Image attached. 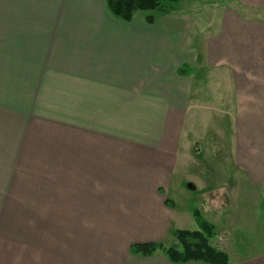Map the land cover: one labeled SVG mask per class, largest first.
I'll return each instance as SVG.
<instances>
[{"label":"crops","instance_id":"crops-1","mask_svg":"<svg viewBox=\"0 0 264 264\" xmlns=\"http://www.w3.org/2000/svg\"><path fill=\"white\" fill-rule=\"evenodd\" d=\"M186 13L0 0V264H208L130 245L183 229L174 175L208 125L190 113L227 100L209 90L229 88L233 165L264 187V17L202 8L194 32ZM225 227L229 264H264V230L248 249Z\"/></svg>","mask_w":264,"mask_h":264},{"label":"rangeland","instance_id":"rangeland-1","mask_svg":"<svg viewBox=\"0 0 264 264\" xmlns=\"http://www.w3.org/2000/svg\"><path fill=\"white\" fill-rule=\"evenodd\" d=\"M162 6L163 10L185 13L187 11L186 18L190 23L191 31H194L192 19L195 14L193 13L202 8L233 7L244 14L264 17V0H176V2L165 1ZM196 16L198 17V15ZM185 21L187 22V20ZM220 91L222 94L214 95L209 90V96H223L224 99H227L223 101V108H213L215 106L213 103L209 104L211 107L208 109L193 110L190 113L191 115L196 114V117L199 116L198 120L202 118V122L203 117L206 118L208 125L199 124L194 127L197 138L184 153L181 164L177 166V172L174 175V182L177 186L175 190L177 210H182V226L187 230L198 229V224L193 216L195 210H198L203 220L215 223L216 233L220 227H225L229 217H233V225H229V228L225 227L229 231L230 239H233V246L243 244L248 249L258 248L262 244L260 237L264 230V187L251 186L243 173L233 165L230 93L227 87H222ZM190 182L193 189L188 187ZM204 195L213 197V199L217 196L219 200V197L222 196L224 197L223 204L218 207L205 206L202 203L205 199ZM170 197L172 198L173 195L170 194ZM214 208L219 210L215 211ZM206 209H208L207 212ZM219 214L222 219L216 223L212 218L216 220L215 217ZM162 243L164 246H170L177 242L172 237Z\"/></svg>","mask_w":264,"mask_h":264},{"label":"trees","instance_id":"trees-1","mask_svg":"<svg viewBox=\"0 0 264 264\" xmlns=\"http://www.w3.org/2000/svg\"><path fill=\"white\" fill-rule=\"evenodd\" d=\"M108 10L117 18L130 21L137 12L163 10V2L176 0H105ZM147 22L154 20L151 14H146ZM186 67V66H184ZM198 229H174L172 234L176 244L164 246L161 243L143 242L130 245V252L134 255L149 256L161 251L174 263L187 261H201L208 264H229L228 256L222 250L210 243L214 236V226L203 220L198 210L193 212Z\"/></svg>","mask_w":264,"mask_h":264},{"label":"water","instance_id":"water-1","mask_svg":"<svg viewBox=\"0 0 264 264\" xmlns=\"http://www.w3.org/2000/svg\"><path fill=\"white\" fill-rule=\"evenodd\" d=\"M188 187L193 189V187H192V184H191V183H189V184H188Z\"/></svg>","mask_w":264,"mask_h":264}]
</instances>
